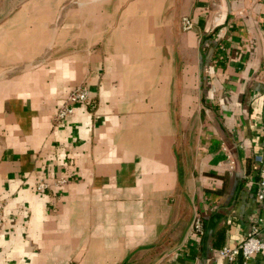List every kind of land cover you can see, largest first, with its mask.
<instances>
[{
  "label": "crops",
  "instance_id": "1",
  "mask_svg": "<svg viewBox=\"0 0 264 264\" xmlns=\"http://www.w3.org/2000/svg\"><path fill=\"white\" fill-rule=\"evenodd\" d=\"M256 155L264 0H0V264H228Z\"/></svg>",
  "mask_w": 264,
  "mask_h": 264
},
{
  "label": "built area",
  "instance_id": "2",
  "mask_svg": "<svg viewBox=\"0 0 264 264\" xmlns=\"http://www.w3.org/2000/svg\"><path fill=\"white\" fill-rule=\"evenodd\" d=\"M182 29L189 30L193 24L188 16L182 17ZM89 89L86 82L78 84L63 99L59 109L55 113L53 120L59 122L73 112L74 106L77 104H88ZM258 168V179L256 181V198L262 206H264V168H259V164L263 162L262 155L254 157ZM232 166L233 161H230ZM64 179H58L57 183H64ZM49 187V183L39 181L35 188L39 191ZM3 227V203L0 201V232ZM192 230L199 236L203 234V225L200 217L195 216L191 223ZM218 254L224 257L228 264H256L253 262L256 256L264 255V220L259 219L252 224L247 235H245L236 245L231 247H222L218 250Z\"/></svg>",
  "mask_w": 264,
  "mask_h": 264
},
{
  "label": "trees",
  "instance_id": "3",
  "mask_svg": "<svg viewBox=\"0 0 264 264\" xmlns=\"http://www.w3.org/2000/svg\"><path fill=\"white\" fill-rule=\"evenodd\" d=\"M161 264H166V263H161Z\"/></svg>",
  "mask_w": 264,
  "mask_h": 264
}]
</instances>
